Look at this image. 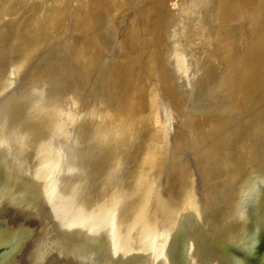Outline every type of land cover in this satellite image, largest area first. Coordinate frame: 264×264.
Masks as SVG:
<instances>
[{"label":"bare ground","instance_id":"6f19581e","mask_svg":"<svg viewBox=\"0 0 264 264\" xmlns=\"http://www.w3.org/2000/svg\"><path fill=\"white\" fill-rule=\"evenodd\" d=\"M27 1L0 0V42L5 37L9 38L8 45H0V107L3 106L0 116L25 134L60 140L58 143L83 167L119 171L120 162L116 160L122 145L118 143L121 140L119 138L118 141V137L127 130L125 134L129 137L131 127L138 125L147 130V139H155L153 143H144L143 137L140 138L143 143H135L136 139L131 144L130 147L139 150L141 156L130 148L133 152L129 153L130 168L133 174L140 175L161 195H166L176 177L185 172L191 175L196 189L205 193L219 161L232 151H249L264 159V143H243V137L234 131L233 126H229L223 136L214 137V143H185L189 138L187 135H181L184 143H170L177 134L171 129L173 115L177 118H200L210 125L223 126L225 118L222 113L225 111L262 103L263 109L258 115L264 117V69L260 66L264 63V0H138L139 5L144 3L142 7H137L135 0H123L117 5L103 0L108 6L101 1L104 7L98 8L89 22L95 29L93 40L97 48H91V44L86 43L81 52L78 51L79 43L72 37L76 28L81 30V20L77 21L75 17L77 11H72L74 15L70 12L71 4L68 5V10L71 9L67 11L69 15L58 22L55 20V33L61 40L54 41L56 44L52 43V47L48 44L49 51L46 50L48 47L38 48L37 44L34 45L38 43L37 39V42L35 39L28 41L26 39L29 37L26 36L31 31L30 37L33 32L36 34L37 30L33 31L36 25L34 28L32 23L36 17L39 18L35 9L41 7L36 8L37 4L51 10L47 3L54 5L55 0H34L31 7L37 15L35 17L32 13L34 16H30L33 21H29L32 28L28 25L30 29L26 30L29 35L24 36L21 30L23 26L19 28L16 24L20 17L14 18L15 27L13 25L12 29L7 30L8 22L2 20L3 16L7 15L13 4V14L21 16L20 9L18 12L16 9L23 3L26 11ZM130 1H134L139 9H131L133 3ZM58 2L56 6H59ZM27 13L21 17H29ZM116 15L120 17L114 26L112 19ZM28 20L22 23L24 27ZM113 26L115 33L110 29L113 30ZM103 30L108 31L107 36L111 33V39L113 33L115 35L120 31L121 39L133 51L125 71L132 78L134 74L137 76L129 91L133 98L126 103L129 115L121 116L115 122L103 117L115 119L114 109L125 108L120 100L122 79L108 57L110 53L115 54L120 45H115L117 34L115 40L109 38L113 43L106 39L111 45L106 48L111 50L107 55L102 50L104 46L107 47ZM20 32L23 37L19 36ZM61 44L66 49L65 52L62 49L66 53L63 58L59 55L62 52L57 54ZM28 45L35 47L28 51ZM41 50H44L43 53ZM35 51L38 58H33L25 67L27 54ZM64 60L65 65L62 64ZM128 85V82L124 84ZM90 91L94 92V98ZM143 97L147 110L138 117L132 111L143 101ZM208 105H212V109ZM54 134L59 136L58 140ZM109 136L115 138V141H110L114 143L103 141ZM124 136L122 138L125 139ZM143 150L152 152L146 161L142 158ZM134 154H137L136 159ZM146 162L153 167L148 173L152 182L144 179L146 174L141 172ZM112 163L114 165L110 168L102 167ZM173 166L177 167L174 171Z\"/></svg>","mask_w":264,"mask_h":264},{"label":"water","instance_id":"95a60500","mask_svg":"<svg viewBox=\"0 0 264 264\" xmlns=\"http://www.w3.org/2000/svg\"><path fill=\"white\" fill-rule=\"evenodd\" d=\"M251 229L264 236V159L252 152L223 156L205 193L185 172L161 195L0 116V264L32 252L42 264H225L216 242Z\"/></svg>","mask_w":264,"mask_h":264},{"label":"rangeland","instance_id":"374dc122","mask_svg":"<svg viewBox=\"0 0 264 264\" xmlns=\"http://www.w3.org/2000/svg\"><path fill=\"white\" fill-rule=\"evenodd\" d=\"M57 1H59L58 3H59V6H58V4H57V6H56V3H57ZM62 0H55V1H53V3H55L54 5H51L50 6V3H47V5L49 4V7H51V10H53V12L50 10V9H48V8H46L45 9V7H43V5H40V4H37V6L39 5V7H37L36 6V8H40L41 7V9H35L36 11H37V13H38V15L37 16H39V18L38 17H36V15L33 13V7H31V5H33L32 3L34 2V0H32V1H27L28 3H27V7H28V11L27 12H29V13H27L26 11H25V7L24 6H26V5H24L23 6V3H21L22 4V6H21V4L19 5V4H17V6L19 5L20 7H18V9H16V11L18 12V10L20 11V14L22 13H24V12H26L27 13V15H29V17H25L24 19L21 17L22 16V14H21V16L20 15H18L19 13H16L18 16H16V15H14L15 14V7L12 5V6H10V11H8V12H10V13H8L7 12V15H5V16H3V18H2V20L3 21H5V22H8L7 23V28H6V26H4L7 30H10V29H12V27H13V25H14V27H15V21H14V18L16 19V17L18 18V17H20V21L17 19V22H16V24H18L19 25V28L20 27H22L21 28V30H22V32H23V35L24 36H26L27 34L29 35V33H27L26 34V30L27 29H30L29 28V26L32 28V26H31V24L29 23V21L32 23V21L33 20H31V17L30 16H34L35 15V17L37 18V19H35L34 17V19L36 20V23H35V20H34V22L32 23V24H34V28H35V25H36V28H35V30H33V31H36L35 33V35H34V32H33V34H32V36L30 37V35H31V33H32V31H31V33H30V35L29 36H26V37H29V38H27L26 39V37H25V39L26 40H28V41H30L31 39H32V41H33V39H35V41H36V39H37V41H38V43H34V45H38V48L40 47V49H41V47H43L44 46V48L43 49H45V47H48V44H49V47H52V43H55V42H57L56 40L57 39H60L57 35H56V33H55V30H56V28H54L55 27V20L58 22L63 16H66V15H69L68 13H67V11H70L71 9L69 8V10H68V5L69 4H71V8H72V10L70 11L73 15H74V12H76L75 13V17H77V21H80L81 20V30L80 29H78V28H76L75 30H76V34L77 35H75V33H72V34H74V36H72L74 39H75V41L77 42V43H79V50L78 51H80V50H82L83 48H84V44H86V43H89V46H90V44H91V48H97L96 47V44H95V42H94V40H93V38H94V32H95V29L91 26V24L89 23L90 22V20L92 19V17H94V15L93 14H95L96 12V10H99V9H101V8H103L104 6V3L105 2H107V3H111L112 5L114 4V5H117L119 2H123V0H93L94 2L92 3V1L91 0H74V1H69V0H63V2H61ZM97 1H98V3H97ZM101 1L103 2V5L101 4ZM135 1H137V2H135V4L137 5V7H138V0H135ZM140 1V0H139ZM31 4H30V3ZM77 2V3H76ZM90 2H91V4H92V6H91V4H90ZM96 2V3H95ZM130 3H133L134 4V1L132 2V1H130ZM24 4H26V1L24 2ZM51 4H52V2H51ZM61 4V5H60ZM72 4H74V5H72ZM89 4V5H88ZM93 4H95V6L93 5ZM130 5L131 6V9H133L134 7H135V10L137 9H139V8H137L136 7V5L134 4V5ZM144 4V3H143ZM142 4V5H143ZM76 5V6H75ZM105 5L106 6H108V4H106L105 3ZM142 5L140 4L139 5V7H142ZM101 6V7H100ZM11 7L13 8V9H11ZM24 7V10H22V8ZM91 7L94 9L93 11H92V9H91ZM31 8H32V10H31ZM75 8H76V10H75ZM99 8V9H98ZM31 11H30V10ZM22 10V11H21ZM24 11V12H23ZM43 11V12H42ZM72 11H74V12H72ZM14 13V14H13ZM26 13H25V15H26ZM32 13L34 14V15H32ZM59 13V14H58ZM58 14V15H57ZM24 15V14H23ZM24 15V16H25ZM60 15V16H59ZM93 15V16H92ZM23 16V17H24ZM117 16L118 15H116V16H114V20L112 19V21H114V26L115 25H117V21H118V19H119V17L120 16H118V18H117ZM7 19V20H4V19ZM32 18V19H33ZM43 18V19H42ZM143 18H144V15H143ZM26 19L28 20V23H27V26H25L26 27V29H23V28H25L24 27V25H22V23L24 24V22L26 23ZM40 19H42L41 20V22H40ZM47 20H48V22H47ZM22 21V22H21ZM37 21H39L40 22V24H38L37 23ZM45 21L47 22L46 24H45ZM85 21V22H84ZM111 21V25H113V22ZM21 22V23H20ZM84 22V23H83ZM6 24V23H5ZM37 24H38V26H37ZM26 25V24H25ZM29 25V26H28ZM43 25H45V26H43ZM47 25V26H46ZM8 26H10V27H8ZM114 26H113V30H112V28H110L111 29V31L112 32H114ZM3 27V28H4ZM28 27V28H27ZM43 29H45L46 27H47V29H45V30H43ZM77 27H78V25H77ZM80 28V27H79ZM116 28H117V26H116ZM42 29V30H41ZM78 30V31H77ZM29 31V30H28ZM29 31V32H30ZM43 31V32H42ZM45 31V32H44ZM105 30H103L102 31V34L103 35H106L107 36V32H104ZM111 31H109V32H111ZM22 32H20V34H19V36L20 37H23V35H22ZM50 34H49V33ZM52 32V33H51ZM74 32V31H73ZM115 32H116V30H115ZM114 32V33H115ZM120 31L118 30V32L116 33L117 34V38H115L116 37V34L115 35H113L112 34V38L114 39H117L116 41H117V43L115 42V45L116 46H118L119 47V45H120V48L119 49H121L120 50V53L118 52L119 51V49L117 48H115L116 49V53L115 54H117V55H115V54H109V58H111V63H112V67L114 68L115 66H116V68H114L115 69V71H118V73H119V76H120V78L122 79L120 82H121V101H122V104H124L125 105V108L124 109H122V107H120L121 109H118L117 110V108H115L114 110L115 111H113V112H115L116 113V116H115V119H110L108 116H106V117H103V119L104 120H109L110 122H115V121H117L118 119H119V117H121V116H126V115H129V111H128V108L126 107L127 106V102L128 101H130V100H132V98H133V96L130 94V88H131V86H132V84H133V81H134V83L136 82V80H137V76L134 74V78H132L131 77V75L129 74V72L127 73L125 70H126V66H127V64L129 63V61H131V59H132V52L133 51H131L129 48H128V46H126L127 45V43H126V41H123L122 39H121V37H122V35L120 36L119 34H121V33H119ZM104 33H106V34H104ZM71 34V35H72ZM109 34V33H108ZM91 36V37H90ZM104 36V39H105V44H106V46L107 47H103L102 48V50H104V52L106 51V54L108 55V51H111V50H107L106 48H110V41L111 40H113V39H111L110 38V36H111V33H110V36ZM119 36H120V38H119ZM37 37V38H36ZM111 40H110V39ZM7 39V40H6ZM24 39V38H23ZM106 39H108V40H110V41H108V40H106ZM114 39V40H115ZM4 40L6 41V43L4 42ZM61 40V39H60ZM59 40V41H60ZM90 40H92L91 42L92 43H90ZM118 40H120V44L118 43ZM2 42H0L1 44V46H6V45H8L9 43L7 42V41H9V38H7V37H5L3 40H1ZM36 41V42H37ZM53 41V42H52ZM55 41V42H54ZM3 42H4V44H3ZM107 42V43H106ZM108 42H109V44H108ZM111 43H113L112 41H111ZM46 44H47V46H46ZM56 44V43H55ZM118 44V45H117ZM34 45H28V47H29V49H28V51H31V48H33V46ZM108 45H110V46H108ZM31 46V47H30ZM63 44H61V47L59 46V49H58V53L57 54H59L60 52H62V49L64 50V52L66 51V49H65V46H63ZM88 46V45H87ZM115 46V47H116ZM27 47V48H28ZM35 47V46H34ZM49 47L48 48H46V50L47 51H49ZM113 47H114V45H113ZM26 48V49H27ZM99 48H101V47H99ZM112 48V47H111ZM25 49V50H26ZM42 51V50H41ZM44 51V50H43ZM43 51H42V53H43ZM112 51H113V48H112ZM81 52V51H80ZM42 53H40V54H42ZM25 54V53H24ZM64 54H66V53H63L62 52V54H59L62 58H63V56H64ZM23 55V54H22ZM38 55H39V52H38ZM37 56V53H36V51L35 52H33V53H31V52H29L28 54H27V60H28V62L27 63H25V67H27V64L29 63V61H31L33 58L35 59V57ZM36 58H38V57H36ZM65 61L66 60H64V63H62V64H64L65 65ZM120 63V64H119ZM119 64V65H118ZM121 65V66H120ZM260 66H261V68L262 69H264V63H262V64H260ZM82 69V68H81ZM119 69V70H118ZM120 71V72H119ZM133 71L135 72V68L133 69ZM83 72V71H82ZM82 74V73H81ZM126 82H128L129 83V85L128 86H124V84L126 83ZM91 93H92V95H93V98L95 97V94H94V92H92V91H90ZM92 98V99H93ZM92 99H91V101H92ZM94 100V99H93ZM143 101L142 102H139V104H138V106H136L135 108H134V110L132 111V112H134L135 113V115L136 116H141L143 113H145L146 112V110H147V104H146V100H145V98L143 97V99H142ZM249 99H247V101H248ZM9 105H11V104H9ZM6 106H7V104H6ZM99 106H102V105H98V107ZM211 106V107H210ZM1 107L3 108V106L1 105ZM1 107H0V109H1ZM9 107V106H8ZM262 107V108H261ZM114 108V107H113ZM208 108L209 109H212V105H208ZM261 108V109H260ZM112 109V108H111ZM110 109V110H111ZM260 109V110H259ZM263 109V104L262 103H258L257 105H254V106H245V107H243V106H241V107H239V108H234L233 107V109H229V110H227V111H225L224 113H222L223 115H224V118H225V123L223 124V126H220V125H217V124H213V125H210V124H208V123H205L202 119H200V118H198V119H196V118H191V117H186V118H183V117H178L177 118V116H174L173 115V117H171L172 119H171V123H172V125H171V129H172V132L173 133H177V134H179L177 137H176V135H175V137H173V139L171 138V142L170 143H184V140H183V138H182V136L181 135H184V136H189V138L186 140V142L185 143H214L213 142V138L214 137H218V136H223L224 135V131L229 127V126H233V128H235V132L236 133H238V135H241L243 138L241 139V141L243 142V143H264V117L263 116H259L258 115V113L261 111ZM112 112V111H111ZM115 120V121H114ZM227 120V121H226ZM203 123V124H202ZM206 124H207V126H206ZM230 124V125H229ZM235 126V127H234ZM145 127V126H144ZM127 128H129V127H127ZM21 131H22V129H21ZM120 131V129L118 130V132ZM129 131H131L130 132V136L128 137V134H125V133H128V130L127 131H125V133L124 134H121V137L119 136L118 137V143H121V145H122V149H121V153H120V155L118 156V159L116 160L117 162L119 161L120 163H119V165H118V168H119V173L121 174V175H123V181H125V182H127V181H130V179H133L136 175L135 174H133L134 172H132V169L130 168V163H129V153H130V151L131 150H133V149H135V148H132V147H130L131 146V144L137 139V141L135 142V143H143V141H144V143H153L154 142V139L155 138H152V140H149L150 138H148L147 139V135H148V133L146 134V129L144 130V128H142V127H139L138 125H135V126H133V127H131V130H129ZM23 132V131H22ZM198 135H197V134ZM146 134V135H145ZM255 134V135H254ZM55 136V139L56 140H58V135L57 134H54ZM125 135V136H124ZM56 136H57V138H56ZM122 136H124L125 137V139L124 138H122ZM139 136V137H138ZM127 137V138H126ZM143 137H145L144 139H142ZM154 137H155V135H154ZM120 138V139H119ZM140 138L143 140H141L140 141ZM181 138V139H180ZM255 138V139H254ZM60 139V138H59ZM88 139H89V137H88ZM105 139H107V140H109L108 142H107V140H103L105 143H114V137H113V139L112 138H110V136L109 137H105ZM111 139L112 140H114V141H112V142H110L111 141ZM149 140V141H147V140ZM220 139V138H219ZM219 139L217 140V141H219ZM117 140V139H116ZM103 141L101 142V143H103ZM140 141V142H139ZM56 142H60V140H58V141H56ZM155 143H157V141L155 142ZM241 143V142H240ZM139 147H141V146H139ZM130 148H131V150H130ZM133 151H135L134 153H137L138 155H140L141 156V154L140 153H138L139 152V150H133ZM137 151V152H136ZM144 152L142 153V158H143V161L145 160H147L148 159V156H150V154H152V152H149L148 150H143ZM132 152V151H131ZM133 153V152H132ZM131 153V154H132ZM137 154L134 156V155H132L131 157L133 158V156H134V158L136 157L137 158ZM139 156V157H140ZM135 158V159H136ZM117 162H115L114 164H117ZM80 163V162H79ZM147 163V162H146ZM113 163L112 164H110L109 166H102V167H104V168H107V167H112L113 165H114ZM144 165V164H143ZM174 168H177L176 166H173L172 167V171H174L175 169ZM150 170H153V167L151 168V165L149 166V163H147V164H145L144 165V168L141 170V172H142V174H146L145 176H143L144 177V179H147L148 181L150 180L151 182L153 181L152 180V178L150 179L149 178V176H148V173H149V171ZM139 172V171H138ZM141 174V175H142Z\"/></svg>","mask_w":264,"mask_h":264},{"label":"flooded vegetation","instance_id":"af4514ba","mask_svg":"<svg viewBox=\"0 0 264 264\" xmlns=\"http://www.w3.org/2000/svg\"><path fill=\"white\" fill-rule=\"evenodd\" d=\"M250 234L245 239L231 243L216 242L214 249L222 253L225 264H264V236H260L257 231L252 232V229ZM32 254L30 264H42L48 258L46 256L44 260L39 261L40 253L32 252Z\"/></svg>","mask_w":264,"mask_h":264}]
</instances>
